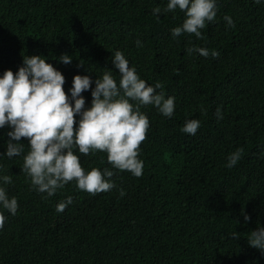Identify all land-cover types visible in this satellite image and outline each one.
I'll use <instances>...</instances> for the list:
<instances>
[{"label": "trees", "instance_id": "1", "mask_svg": "<svg viewBox=\"0 0 264 264\" xmlns=\"http://www.w3.org/2000/svg\"><path fill=\"white\" fill-rule=\"evenodd\" d=\"M165 3L0 0V73L15 72L23 55L42 54L65 76L66 94L74 74L92 78L81 93L87 107L97 76L110 71L119 79L110 59L119 49L141 78L159 81L156 91L175 98L171 117L140 106L149 120L139 145L142 174L113 169L107 192L80 190L74 180L52 196L35 191L21 170L27 138L20 155H0V175L11 177L0 185L18 201L15 215L0 209V264H264V253L247 241L264 226V3L217 0L200 38H173L170 29L184 14H152ZM225 14L234 26L226 27ZM193 45L209 55L187 54ZM65 53L68 64L57 59ZM189 118L201 122L194 135L180 131ZM7 131V124L0 128V153ZM237 147L241 157L228 168L226 157ZM78 155L85 170L112 168L99 150ZM68 196L72 203L57 212Z\"/></svg>", "mask_w": 264, "mask_h": 264}, {"label": "clouds", "instance_id": "2", "mask_svg": "<svg viewBox=\"0 0 264 264\" xmlns=\"http://www.w3.org/2000/svg\"><path fill=\"white\" fill-rule=\"evenodd\" d=\"M216 3L217 0H166L163 7H152L151 12L158 16L168 12L174 14L179 9L184 19L170 29L171 36L190 33L200 38L205 23L216 17ZM256 3H264V0H256ZM223 20L226 27L234 26L231 16L225 14ZM135 44L142 47L139 38ZM185 51L209 55V49L201 46H189ZM211 55L217 56V50H211ZM57 59L68 64L72 56L65 53ZM110 59L113 68L118 70L119 79L110 71L97 76L87 107L81 93L93 84L92 78L88 74H74L66 94L65 76L42 54L23 55L22 64L15 72L9 68L0 73V128L8 125L9 138L0 155L9 158L20 155L25 144L21 138H27L28 150L23 154L21 170L35 191L52 196L57 189L74 180L78 189L95 194L114 187L109 179L113 169L126 170L136 177L142 174L144 162L138 155L139 145L145 138L149 120L140 106L151 104L161 115L171 117L175 98L156 91L162 87L159 81L153 85L141 78L121 50L111 51ZM216 116L222 118L219 105ZM200 123L197 118L186 119L180 131L194 135ZM98 150L106 153L112 168L85 170L78 153L87 156ZM241 153L239 147L230 152L225 166L233 167ZM10 179L9 175H0L3 184ZM120 195H124L123 189ZM71 203L72 197L68 196L56 203L55 210L62 212ZM17 208L16 196H9L0 185V209L15 215ZM241 214L247 222L248 213L241 209ZM4 221L5 216L0 213V227ZM230 236L235 238V233ZM247 241L264 253V226L258 224L252 229Z\"/></svg>", "mask_w": 264, "mask_h": 264}]
</instances>
